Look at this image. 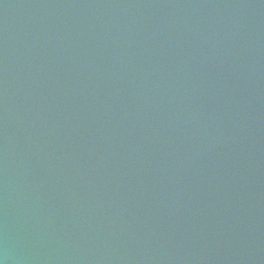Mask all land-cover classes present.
<instances>
[{
	"label": "water",
	"instance_id": "obj_1",
	"mask_svg": "<svg viewBox=\"0 0 264 264\" xmlns=\"http://www.w3.org/2000/svg\"><path fill=\"white\" fill-rule=\"evenodd\" d=\"M0 198L40 264H264V0H0Z\"/></svg>",
	"mask_w": 264,
	"mask_h": 264
},
{
	"label": "clouds",
	"instance_id": "obj_2",
	"mask_svg": "<svg viewBox=\"0 0 264 264\" xmlns=\"http://www.w3.org/2000/svg\"><path fill=\"white\" fill-rule=\"evenodd\" d=\"M34 235L28 229L22 234L14 231L9 221L6 199L0 198V264H40V258L31 251Z\"/></svg>",
	"mask_w": 264,
	"mask_h": 264
}]
</instances>
